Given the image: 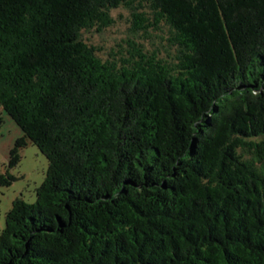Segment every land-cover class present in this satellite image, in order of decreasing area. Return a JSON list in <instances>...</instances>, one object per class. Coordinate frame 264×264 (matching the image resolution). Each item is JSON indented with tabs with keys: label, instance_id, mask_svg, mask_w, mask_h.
Wrapping results in <instances>:
<instances>
[{
	"label": "trees",
	"instance_id": "1",
	"mask_svg": "<svg viewBox=\"0 0 264 264\" xmlns=\"http://www.w3.org/2000/svg\"><path fill=\"white\" fill-rule=\"evenodd\" d=\"M119 7L174 54L102 58L83 31ZM0 111L8 168L48 160L0 264H264V0H0Z\"/></svg>",
	"mask_w": 264,
	"mask_h": 264
},
{
	"label": "rangeland",
	"instance_id": "2",
	"mask_svg": "<svg viewBox=\"0 0 264 264\" xmlns=\"http://www.w3.org/2000/svg\"><path fill=\"white\" fill-rule=\"evenodd\" d=\"M151 12L149 8L145 9ZM115 22L102 31L95 29L83 31V39L100 49L98 54L106 59L112 55L125 53L128 39L141 42L147 51H158L161 57L174 54V47L170 45V28L161 23L159 29H150L148 32L132 31V15L129 9L119 7L111 11ZM19 127L15 122L0 111V173L10 170L17 178L10 186H0V232L6 225V215L17 197L27 202L36 200V188L45 178L48 167L47 157L33 143L28 142L21 150L20 163L8 168V154L17 138ZM250 155H246L249 157Z\"/></svg>",
	"mask_w": 264,
	"mask_h": 264
},
{
	"label": "crops",
	"instance_id": "3",
	"mask_svg": "<svg viewBox=\"0 0 264 264\" xmlns=\"http://www.w3.org/2000/svg\"><path fill=\"white\" fill-rule=\"evenodd\" d=\"M8 117V116H7ZM18 133L21 135L22 134V132H21V130L19 129L18 130ZM11 149V148H10ZM10 151V150H9ZM8 156H9V154H8Z\"/></svg>",
	"mask_w": 264,
	"mask_h": 264
}]
</instances>
